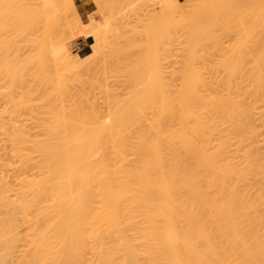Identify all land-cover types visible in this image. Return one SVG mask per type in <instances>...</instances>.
Masks as SVG:
<instances>
[{
    "label": "bare ground",
    "instance_id": "bare-ground-1",
    "mask_svg": "<svg viewBox=\"0 0 264 264\" xmlns=\"http://www.w3.org/2000/svg\"><path fill=\"white\" fill-rule=\"evenodd\" d=\"M18 1L13 3L14 0H11V4L10 0H0V77H3V74L4 77H7L0 78V87L2 88H0L2 90L0 93L5 94L6 92L8 96L9 91L10 93L18 91L22 95L15 99L13 97L17 95L9 93L8 99L5 96V100L7 99V103L10 105L8 108L2 105V108L11 111L9 115L18 114L16 119L15 116H11L15 122L6 116L8 115L5 112L7 110L4 109L5 111L0 112L3 113L1 115L5 114L4 116H6H0V118L10 119L9 123L0 119V129L2 130L0 132L4 134L0 135V264H264V56L262 54L264 49L258 46L259 48H255L257 55L250 57L245 54V52H249L248 49L237 51L235 48L226 49L225 52L216 53L214 56L210 55V52L205 54L202 36L209 33L205 32L207 29L209 31H213V29L210 30L209 25L208 28L201 29L202 32L199 34L198 30L200 29L196 27L198 21H194V19L198 18L199 20L200 15L197 17L198 14H196L197 18L191 20L194 24L191 25V21L189 24L192 30L193 27L197 28V32L195 30L191 31L192 33L189 32L188 38L184 40L186 35L184 37L182 35L186 30L184 29L185 32L182 31V34L177 32L179 24H181L180 21H177L181 18H177L182 11L175 9L178 0H175L177 1L176 5L174 0H166L167 5L165 6L163 3L164 6L163 4L161 6L165 10L160 8L157 12L159 15L156 14L157 16L153 17L154 19L158 18V20L155 19L156 23L152 17L150 18L152 24L149 23L148 26L152 28L144 29V31L143 29L139 30L138 36L141 32L143 35L147 32L150 39L147 38V35L145 37L140 34L144 37L140 36L141 41L145 42L148 39L149 42H141L142 45L140 44L141 46L138 45V47L136 43L139 44L140 41L133 42L131 40V42L126 36L125 32L127 31L121 32V35L120 31L115 35L112 34L117 29L113 30L116 25L111 27L115 22L113 23V18L110 16L112 19H109L112 23L108 18L105 21H110L112 25L109 27L104 25V29L102 28V30L106 29L102 33L104 35L96 33L95 30L94 33L99 38L101 37L99 35L105 38L109 33L112 35L111 37L126 36L125 38L121 37L123 44L125 39L129 43L125 42L124 45L122 44L123 46H120V50H117L121 54V58L118 54L116 55L118 57L109 56L111 55L109 50L111 51L113 47L110 46L107 56L111 61L107 59V62L111 65L114 59L124 57L122 61L126 60L127 63L132 64V66H130L131 64L128 66L126 62H122L121 70L123 69V74L126 72L127 75L124 77L127 78V81L129 78L133 79L136 76L133 74L136 72L138 80L134 78L132 89L128 85V91H133L134 96L131 92V95L127 93V98L130 95L128 100L132 96L128 103V100L122 99V101L121 98H118L121 102L118 101L117 97L111 102L109 97L108 110L105 111L107 114L104 112L106 119L103 120L104 109L99 112L100 108L95 105L97 109L90 111L94 106L90 104L91 108L88 109L89 104L85 105L88 98L85 99L84 96V98H80L81 101H84L82 102L83 106L82 103H78V105L75 103V106L73 103L71 110L69 104L66 105L69 109H66L65 103L61 104L62 97L60 99L59 96L52 95L56 98L50 100L52 96L50 95L49 98L46 93L44 97L42 95L41 98V95H38L40 98L36 99L41 102L45 96L48 98L43 99V102H46L45 106V103H37L43 112H46L42 114L39 106L36 105L37 110H35V104L32 107L33 104L29 103L31 101H27V99H34V95L32 94V97L28 95L36 90H43L42 85L44 86V84L47 85L46 89L44 88L45 92L49 91L48 86H52L50 90L57 87L54 90L59 89L58 92L68 91L65 88L68 85V80L71 82L73 76L78 77L77 80L80 82L81 78L79 80L78 73L81 67L77 65V61V63L73 61L74 59L66 58L60 49H47L50 46L46 45H50L48 43L51 42L46 40V37H51L49 36L51 34L50 27L57 26H51L53 22L48 25L49 22L46 21L50 19H48L50 16L47 17L48 20L45 18L48 11L54 8V4L53 7L49 6V3L46 4V0H37L36 4L35 0L34 4L38 7L36 8L30 4L29 0H26L25 5L23 1V6H27L26 8H21L19 4V9H16ZM93 1L95 2V0ZM98 1L101 4L102 0ZM120 1L117 0V2ZM62 2L63 0L60 2L61 5L57 2L60 10L66 9L70 5L69 1V5L68 3L63 5ZM114 2L118 7L123 6L113 0ZM19 3L22 4V2ZM96 3L99 4L97 1ZM113 3L110 5L114 8L117 7ZM73 5L75 7L73 3L71 9ZM226 5V10H224L229 12L227 9L230 7L228 4ZM44 6L52 8L47 11ZM58 6V10L56 8L55 11H59ZM104 6L109 7H105L106 10L110 9L109 4ZM200 6L197 10L198 13L202 11L201 8L203 9ZM99 7L97 8L99 9ZM177 7L181 8L180 5ZM13 9L22 15L17 17V13L11 14V11L15 12ZM19 10H23V12ZM85 10L87 9L81 8L83 16L88 12ZM205 10H203L204 15L207 13ZM177 11L179 13L176 15ZM211 12L213 11H209V14ZM72 14L71 12L70 15L72 16ZM81 14L74 15L78 18L76 26L72 27L75 23L72 20L74 23H69L72 29L68 27L73 30L72 32L76 29L75 27L80 30L88 28L86 26L91 27L92 24L86 25L83 22L90 19V15L87 13L88 16L86 14L83 17ZM210 15L208 16H214ZM12 16L16 17L17 21H23L19 22L20 25L24 24V27L21 26L22 28L19 29L20 32L25 29L24 31L28 33L26 34L24 31L23 35L21 33L22 41L27 42L28 48H32V44H34L35 49H29L28 53L25 51L26 54H30V57L24 55V51H22V54L28 59L21 57L19 48H16L20 51L18 54L17 51L14 52L16 49L13 51L15 46L9 42L11 37H7V28H9V32L12 28L10 22H16ZM59 18L61 20V17ZM69 18L68 22L73 16ZM243 18L241 17L240 20L244 21ZM44 19L49 29L43 23ZM90 20L93 21V19ZM200 20L203 21L201 18ZM213 20L215 19L210 20L211 23H214ZM53 21L55 22V20ZM15 22H12L13 27L19 24H15ZM63 22L66 21H61V23ZM78 22L80 25L77 24ZM120 22H125V20ZM38 23L41 26L37 25ZM67 23L60 25L56 22L59 24L58 27H65V29ZM107 23L105 22V24ZM125 23L127 25V22ZM246 23L244 21L245 26L241 25V28L244 29V34L240 35L241 38L244 35H251L249 31L245 30ZM187 24L188 21H186ZM199 24V27L203 25L200 21ZM126 25H123L125 29ZM5 26L7 27L5 28ZM42 26L47 27L48 30L45 37L43 36L46 32H41L43 36H40L39 39L36 34H33V28L38 27L41 31L44 30ZM146 26L144 28H148ZM18 28L17 25V30ZM191 28L189 27V29ZM241 28L240 30H242ZM247 29L249 28L247 27ZM17 30L13 32L14 38L12 37L11 41H15L17 38L18 35L15 37V33L20 35ZM57 30L62 29L59 27ZM152 30L153 34H151ZM39 35L41 34L39 33ZM213 35L215 38V34ZM2 37L5 41L9 39L8 42H5L4 39L2 41ZM211 37L213 38V36ZM211 37L208 36V39ZM246 37L243 38L246 39ZM104 38L102 37V40ZM212 38L209 40L210 42H213ZM213 40L216 41V39ZM19 41L18 44H20ZM178 41L184 45L181 46V49L183 48L182 50L185 52L184 56L181 55L180 58L177 56L179 54L176 57L175 54L173 55L174 51H178L179 45L176 47L177 50L173 49V45H176ZM238 42L247 43L245 40ZM15 43L17 46L16 41ZM106 45L107 43L105 47ZM131 47H133L132 51L128 52ZM141 47L144 54L140 50ZM121 48L123 50L126 48L128 55L130 53L131 56L132 53V57L129 58L127 52L124 55ZM138 48L139 50H137ZM22 49L24 50V47ZM112 49V51L116 50L115 47ZM11 50L15 54L13 57H11L14 55ZM47 50L49 53L53 51L54 55H51L52 53L49 55ZM114 52L112 54H115ZM18 55H21V60H25V63L21 64V66L23 65L20 67L21 69L18 67L16 70L17 65L14 61L17 58L20 59V57H16ZM45 56L48 59L53 56L51 59L55 62L51 65L48 64L51 67L50 71H52V65L56 67L52 73L44 65L49 62ZM134 56L138 58L136 57V59ZM10 57L16 58L13 61ZM103 57L105 60V56ZM33 62L36 64L33 65ZM140 63L141 67L136 68ZM18 64L20 65L19 62ZM173 64L175 67H180L175 68ZM32 65L41 67H39L40 70L37 69V76L33 75L36 69L31 67ZM83 65L85 66V64ZM83 65L81 64V66ZM126 65L129 68L124 71ZM44 66L48 68V71L44 70ZM118 66L120 67V65ZM75 67H77L76 70ZM130 67H133L132 70L135 68L134 70L138 69V71L131 70L133 73L131 74L128 70ZM59 68L63 70L62 73L59 72ZM102 68L98 69L102 71ZM105 69H103L104 72ZM101 71L100 73L103 74L104 72ZM20 72L22 78L19 75ZM70 73L74 75L71 76ZM119 73L123 75L121 72ZM32 75L36 79H31ZM128 75L129 77H126ZM27 76H31L29 80ZM65 76L67 77L66 82H64ZM38 77L41 79L36 83ZM6 79H8L7 83ZM19 79H21L20 85L23 83V86L17 82ZM22 79L24 80L22 81ZM135 80H137V84ZM28 81H31L32 84ZM25 82H28L30 86ZM87 82L84 86L87 85ZM1 83H5L8 87L5 84L1 86ZM26 84L30 89H27ZM36 84L41 85L42 89L36 88L38 86ZM17 85L21 89L23 88L22 91L26 88L24 92L29 91V94L17 90L20 88ZM79 85L76 86L77 89ZM11 86L12 88H10ZM5 87L10 90L6 89L4 92ZM32 87L34 91L30 92L33 90H31ZM85 89L83 88V91ZM105 92L106 94L108 92L106 96L108 98L110 90ZM3 94L0 97L4 98ZM112 94L110 95L112 96ZM58 98L59 102L55 103ZM70 99L73 98L70 97ZM62 100L65 102V98ZM23 103L27 104L22 107L25 111L21 108L16 114L17 110L13 106H21ZM62 105L65 108L60 107ZM26 106L31 116L37 111L36 119L42 118L43 122L39 123L41 120L37 123L33 122L36 120L31 119H35V115L32 118L26 115ZM85 106L89 112H86ZM83 107L85 110L82 109ZM12 108H15L14 113H12ZM30 109L32 112L34 110V113ZM146 110H149L148 114L150 113L149 120L145 118L146 115L149 118L148 114H145ZM40 113L42 116L38 118L37 115L39 116ZM19 114L26 118L21 119L23 122L17 121L22 117ZM46 117L51 119L47 120ZM101 118L103 119L101 120Z\"/></svg>",
    "mask_w": 264,
    "mask_h": 264
},
{
    "label": "rangeland",
    "instance_id": "rangeland-1",
    "mask_svg": "<svg viewBox=\"0 0 264 264\" xmlns=\"http://www.w3.org/2000/svg\"><path fill=\"white\" fill-rule=\"evenodd\" d=\"M13 1V0H12ZM17 1V0H16ZM15 0H14V2L13 3H15L16 2ZM23 1H24V5L26 4L25 2H26V0H19L17 3H16V6H17V8L16 9H19V7H18V5L20 4L21 6V8H26L27 6H23ZM34 1L35 0H29V2H30V4H32L33 5V7H36V8H38L35 4H34ZM62 0H57V2L59 3V5H61L60 4V2H61ZM68 1H69V3H70V5H69V3H68ZM96 1L99 3V1L98 0H95V2L93 1V0H73V2H72V0L70 1V0H63V5H64V3H68V5L69 6H67V5H65V6H67V8L66 7H64V8H66V9H63V5H62V9L63 10H65V11H63V10H60L61 8H60V6H58V3L56 2V0H46V4L47 3H49V6H52L53 7V4H54V8H52V7H50V8H52L51 10H50V8H49V6H48V8L46 7V6H44L46 9H47V11H48V9L51 11V13H49L50 11H48V13H47V16H46V20H48L49 18L51 19H49L48 21H46L45 19L43 20L44 22V24H46V22L48 23V25L49 24H51L52 22V25L51 26H53V25H55V26H57V27H55L54 28V26H53V28L52 27H50V31H51V34L49 35V33H48V35L49 36H51L50 38H47L46 37V40L48 39V41H51L50 43H48V44H50V45H46V46H50L49 48H47L48 50L50 49H60L62 52H63V55L66 57V58H70V59H74L73 61H77L78 62V64L77 65H79L80 67H81V69L78 67V69H80V70H82V71H80L79 70V73H78V75H80L79 76V80H80V78H81V80H80V82H78V80H77V78H76V76L74 77H72V79L71 78H68V79H71V82H70V80H68V85H67V87L65 88V90L66 89H68V91H60V92H58V90H54V89H56V88H54L53 90H50V88L52 87V86H48L47 87V89L49 88V91L48 90H46V92L44 91L46 88H45V86H47L46 84H44V86L42 85V87H44L43 88V90H36L34 93H31L30 95H28L29 97H32L31 95L33 94L34 96L33 97H35L34 99L32 98V100H33V102H32V100L31 99H27V101H31V102H29L30 103V105H31V103L33 104V105H31L32 107L34 106V104H35V110H37L36 108V105H37V103H45L44 104V106L46 105V102L44 101L43 102V99H48V98H46V96L47 97H51L52 95H55L56 97L57 96H59V98L61 99V97H62V99H64L65 98V102L61 99V104H63V103H65V106L67 105V104H69V108H71V110H72V106H71V104H73L74 106H75V103H77V105H78V103H82V102H84V101H81V99L80 98H82L83 96L85 97V99L86 98H88V99H86V101H85V105L86 104H92L93 106H94V108H92L90 111H92L93 109H97V108H95V105L97 106V107H99L98 109H99V112H100V110L101 111H103V109H104V111H103V115H102V117L104 118V112L106 111V110H108L107 108H108V99H109V97H110V101L111 100H115L114 98H116L117 97V99L119 98H121V100L122 99H125L124 101H127L128 100V98L130 97V95H131V93H133V91H128V89H129V87H128V85L129 86H131V89L133 88V86H134V83H133V81H134V78L135 79H137L138 80V78L136 77L137 76V74H136V70L138 71V69H136V70H134V74L132 73V68L130 67V69H128L130 72H131V74H133L134 76V78L133 79H131V78H129L128 79V81H127V78H125L124 77V75H127V74H125L126 72H124V74H123V69L121 70V65L123 64L122 62H126V60H124V61H122V59L124 58H122V59H119V58H116V59H114V61L112 62L113 64H109V62H107V59H108V61H111V60H109V57L107 56L108 54H107V52H108V49H109V47L111 46H113L112 48H114L115 47V49L116 50H114V51H117L119 48H120V46L123 44V40H122V38L121 37H126V36H128L127 38H129L130 39V41L132 40L133 42H139L140 41V43L138 44V43H136L137 44V47H138V45H142V43L141 42H143V43H145V42H147L148 41V39L147 38H149L150 39V37H149V34L147 33V32H145V35H143L142 34V32L140 33V34H142V36H145L146 37V35H147V41L145 40V42H144V40L143 41H141V35L139 34V36H138V32H139V30H141L142 31V29H143V31H144V29H147V30H150L151 28H149V26H148V24L149 23H151V21H150V18L152 17H155V15L157 14V12H159V10H160V8H161V6H162V4L163 3H165V6L167 5L166 3H168V2H165L166 0H164V2H163V0H121L122 1V3H121V1L120 2H117V0H115L117 3H119V4H121V5H123V6H117V4L114 2L113 3V0H110L108 3L106 2V1H108V0H102V1H105V2H102L101 1V4L99 5H97V3H96ZM214 1H216L215 3H214ZM178 0V3H177V5H176V2L177 1H175L174 0V2H175V5H176V8L175 9H177V10H179L180 11V9L182 10V11H180V13H179V11H177V13H175L176 15L179 13L180 14V16H178V18L177 19H179V18H181V19H179V20H177L178 22L180 21V23L181 24H183V25H181V24H179L180 25V27H179V29H178V31L177 32H180V34H182L181 32L182 31H184L185 32V30H186V32L182 35L183 37H184V35H186L183 39L185 40V39H187L188 38V35L187 34H190V33H192L194 30H195V32H197V28L195 29V27H193V30H192V28H191V25H193L194 23H192L193 21H191V20H193V18H197V17H199V15H200V17H199V20H198V18H197V20H195L194 19V21H198V23L196 22V24H197V26L196 27H198V29H200V30H198L199 31V34H200V32H202L201 31V29H203L204 30V27L205 28H208V26H209V28H210V30H212L213 29V31H209L208 29L205 31V32H209L208 34L206 33V35H208L209 37H211V36H213V38H212V41L213 42H210L209 40H211V38H209L208 39V36H206V35H203L202 37V41H204L203 42V46H204V49L206 50V53L205 54H209V52H210V55H213L214 56V54H216V53H223V52H225V50L226 49H232V48H235V50L237 49V51L239 50V51H242L243 49H248L249 50V52H245V54H246V56H248V57H250V56H254V55H257V53H255V48H259L258 46H261L263 49H264V0H261V1H259V0H222V2H220L219 3V1H221V0H218V2H217V0ZM10 2H11V0H10ZM19 2H22V4L21 3H19ZM39 2V1H38ZM162 2V3H161ZM206 2V3H205ZM75 4V7H74V5H73V8L75 9H71V6H72V4ZM96 3V4H95ZM111 3H113V5L115 4V6H117V7H113V6H111L110 4ZM203 3V4H202ZM219 3V4H218ZM11 4H12V2H11ZM36 4H37V0H36ZM39 4V3H38ZM57 4V5H56ZM109 4V6H110V9H112V10H110V9H108L109 7L108 6H104V5H108ZM181 6V8L180 7H177V6H179V5ZM183 4V5H182ZM200 6H202L203 7V9L201 8L200 10H202L201 12H199L198 13V5ZM205 4V6H203ZM215 4V5H214ZM226 4H228V6L230 7V9L228 8L227 10L229 11V12H226L225 10V8L227 7V5ZM13 5H15V4H13ZM48 5V4H47ZM85 5H88V6H85ZM174 5V6H175ZM12 6V5H11ZM41 6V5H40ZM57 6L59 7V11H55V9L57 8ZM98 6H102L103 8H100L99 7V9L97 8ZM160 6V7H159ZM163 6H164V4H163ZM182 6H183V8H182ZM200 6V7H201ZM225 6V7H224ZM14 7V6H13ZM43 7V6H42ZM105 7H108L107 8V10L105 9ZM219 7V8H218ZM81 8L83 9H87V10H85V12L86 11H88V12H86V14L88 13L89 15H90V19H93V21H91L90 19H87V21H83V22H85V24L86 25H91V27L90 26H86V27H88V28H84V29H79L78 27H75L76 29L78 28V30H76V29H74V32H72L73 30H70L69 29V27L72 29V27H74V26H76V22L78 21L77 19V16H75L74 17V15H76V14H81ZM117 8V9H116ZM120 8H121V10H120ZM123 8V9H122ZM208 9V11H207V9ZM214 8H215V10H214ZM217 8V9H216ZM68 9V10H67ZM97 9V10H96ZM102 9V10H101ZM115 9V10H114ZM162 9V8H161ZM206 9V10H205ZM222 9V10H221ZM225 9V10H224ZM232 9H233V11H232ZM235 9V10H234ZM14 10V9H13ZM56 10H58V8L56 9ZM74 10V11H73ZM109 10V11H108ZM114 10V12L116 11V13H114V12H111V11H113ZM158 10V11H157ZM162 10H165V8H163ZM196 10V11H195ZM203 10H205V12H207V13H205V15L203 14L204 13V11ZM236 10H237V12H236ZM15 12H12L11 11V14H15V13H17L16 15H17V17L19 16V15H22L21 13L19 14V12H17V10H14ZM20 12L22 11L23 12V10H19ZM53 11H55V12H53ZM63 11V12H62ZM73 13L72 14V16H73V18L72 19H70L72 16L70 15L71 14V12ZM84 11V10H83ZM184 11V12H183ZM209 11H213V12H211L210 14H213L214 16L213 17H209L208 15H210L209 14ZM223 11V12H222ZM232 11V12H231ZM235 11V12H234ZM61 12V14H59ZM77 12V13H76ZM109 12V13H108ZM197 12V13H196ZM224 12H226L227 13V15H226V13H224ZM234 12V13H233ZM258 12H260V13H258ZM263 14H262V13ZM54 13V14H53ZM57 13V14H56ZM66 13H70V14H65ZM76 13V14H75ZM110 13H111V15H110ZM185 13V14H184ZM194 13V14H193ZM201 13V14H200ZM217 13V14H216ZM232 13V14H231ZM64 14V15H63ZM84 14V13H83ZM86 14H84V16L86 15ZM88 14H87V16H88ZM185 15V17H183L184 15ZM188 16H187V15ZM196 14H198V16L196 15ZM203 14V15H202ZM216 14V15H215ZM225 14V15H224ZM229 14V15H228ZM231 14V15H230ZM234 14V15H233ZM236 14H238L239 16H237ZM16 15H14V16H16ZM57 15V16H56ZM61 15V16H60ZM82 15V14H81ZM80 15V17H82ZM114 15H115V17L117 18H115L114 17ZM154 15V16H153ZM157 15H159V14H157ZM156 15V16H157ZM182 15V16H181ZM195 15L197 16V17H195ZM202 15V16H201ZM223 15V16H222ZM14 16H12L13 18H15V20H16V17H14ZM48 16H50V17H48ZM69 16H71L70 18H69ZM83 16V17H84ZM86 16V17H87ZM110 16H112V18H113V23H114V25L113 26H111L112 24V21H111V17ZM188 18H187V17ZM190 16V17H189ZM210 16H212V15H210ZM225 16V17H224ZM227 16V17H226ZM233 16V17H232ZM260 16H262V17H260ZM10 17H11V15H10ZM47 17H48V19H47ZM57 17V18H56ZM59 17H61V20H60V18ZM64 17V18H63ZM79 17V16H78ZM85 17V18H86ZM122 17H123V19L125 20V22H127V25H126V23L125 22H120V21H124L123 19H122ZM177 17V16H176ZM191 17H192V19H191ZM205 17H206V19H205ZM208 17V18H207ZM219 17V18H218ZM243 18V17H246V18H243V20L245 21V23L246 22H248L249 24H247L246 23V26L249 28V29H247V27L245 28V30L246 31H249V33H251V35L249 34V35H244L245 37H246V39L245 38H241L240 37V35L242 36V33L244 34V29L243 28H241L242 26V24L244 25V21H241L240 20V18ZM251 19H250V18ZM20 18V17H19ZM68 18L70 19V21L68 22ZM75 18V19H74ZM85 18H83V19H85ZM87 18H89V17H87ZM107 18H108V20H110L111 21V23H110V21L108 22V21H105V20H107ZM109 18H111V19H109ZM126 18V19H125ZM184 18V19H183ZM200 18L204 21V19H205V21L203 22V21H201L200 20ZM217 18V19H216ZM225 18V19H224ZM239 18V19H238ZM55 20V22L53 21V20ZM74 19V20H73ZM154 19V18H153ZM152 19V20H153ZM155 19H157L158 20V18H155ZM154 19V20H155ZM212 19H215V20H217V21H215V20H213L212 22H214V23H211V21L210 20H212ZM219 19V20H218ZM223 19V20H222ZM237 19H238V22L240 23V22H243V23H238L237 22ZM260 19V20H259ZM58 20V21H57ZM74 21V22H72V21ZM77 20V21H76ZM80 20V19H79ZM126 20H128V21H126ZM157 20H155V23H156V21ZM188 21V24L186 25V21ZM248 20H250V21H248ZM253 20V21H252ZM12 21V20H11ZM22 21V20H21ZM20 20H16V22L15 21H12L13 23L15 22V24L16 23H19V22H21ZM46 21V22H45ZM60 21V22H59ZM61 21H66L65 23H67L66 25V29H65V27L63 28V27H61V26H59L60 27V29H62V30H57V29H59V27H58V25L59 24H56V22H58V23H60V25L61 24H63V23H61ZM81 21H82V18H81ZM81 21H79V22H81ZM116 21H118L117 23H116ZM150 21V22H149ZM189 21H191V23L189 22ZM199 21L201 22V24H203V25H201L200 27H202V28H200L198 25H200L199 24ZM221 21V22H220ZM251 21L253 22V24L251 23ZM259 21V22H258ZM12 22H10L11 24V27L13 28V29H15V30H17V25H18V30H17V33H18V31L20 32V30L19 29H21L22 27L21 26H23L24 27V24L23 23H21V25H20V23L19 24H16V27H13V25H12ZM23 22V21H22ZM79 22L77 23L78 25H80L79 24ZM94 24H93V23ZM105 22L108 24H105ZM153 22V21H152ZM223 22V23H222ZM43 23H42V25H43ZM64 23V24H65ZM69 23H74L73 25H72V27L70 26V24ZM119 23H121V24H119ZM129 23V24H128ZM141 23V24H140ZM191 25H190V24ZM205 23H206V25H205ZM210 23V24H209ZM252 24V26H251V24ZM261 23V24H260ZM263 23V24H262ZM15 24H14V26H15ZM63 24V25H64ZM110 24V25H109ZM118 24H119V26H118ZM143 24V25H142ZM144 24H146L145 26L146 27H148V28H144L145 26H144ZM152 24V23H151ZM150 24V25H151ZM153 24H154V22H153ZM195 24V25H196ZM258 24V25H257ZM7 25V24H6ZM9 25V24H8ZM37 25H40L39 23L37 24ZM82 25V24H81ZM104 25H106L107 27H109V26H111L112 28L116 25V27L115 28H113V30L115 29V31H116V29H117V31L116 32H114L113 30V32H112V34L113 35H115V33H117L118 31H120V35H121V32L122 33H124V31H127V32H125L127 35L126 36H121V37H119L120 35H117V36H113V37H111L112 35H109L110 33H109V31H107L109 34L107 35V32H106V35L107 36H105V38H104V36H102V35H104V34H102L103 32H105L106 31V29L105 30H102V28L104 29ZM126 25V29L124 28V26ZM141 25V26H140ZM156 25V24H155ZM155 25H153V26H155ZM205 25V26H204ZM214 25V26H213ZM224 25V26H223ZM239 25V26H238ZM41 26V25H40ZM40 26H38V27H40ZM45 26H47V24L45 25ZM69 26V27H68ZM83 26V25H82ZM105 26V27H106ZM152 26V25H151ZM182 26V27H181ZM213 26V27H212ZM216 26V27H215ZM245 26V25H244ZM255 28H254V27ZM7 26H5V28H6ZM9 27V26H8ZM37 27V28H38ZM42 27H44V26H42ZM48 27V29H49V26H47ZM47 27L45 28L44 27V30L42 29L41 31H39V28L37 29V28H33V30H34V32H33V30H32V32H33V34L35 35H37L38 36V38L40 37V36H43L42 35V33L41 32H46V33H44L45 35L43 36V37H45L46 36V34H47ZM80 27V26H79ZM92 27H94V29H92ZM110 27V28H111ZM120 29H119V28ZM143 27V28H142ZM189 27L191 28V29H189ZM212 27V28H211ZM214 27H215V29H214ZM228 27V28H227ZM237 27V28H236ZM242 29V30H240V28ZM5 28H3V29H5ZM11 28V29H12ZM83 28V27H82ZM92 29V30H90V29ZM109 28V29H110ZM181 28H183V30H181ZM188 28V29H187ZM224 28H227V29H224ZM239 28V29H238ZM252 28V29H251ZM10 29V31L12 32V30ZM36 29V30H35ZM56 29V30H55ZM67 29H69L68 31H67ZM123 29V30H122ZM185 29V30H184ZM220 29V30H219ZM6 30V29H5ZM9 30V28H7V33H8V38H10V40H9V42L11 43H13V44H11V45H14V46H11V47H14L13 48V51L17 48H19V50L21 51H18L17 49L14 51L15 53H16V51H17V54H18V52H20V54L22 55H20L23 59H25L26 57L24 56L26 53H25V51L28 53L30 50L29 49H32V48H34L35 49V47H33L34 46V44H32L33 46H32V48H28V44H27V42L25 41V42H23L22 41V35L24 34L23 33V31L25 30V29H23V31L22 32H20V35H19V33L18 34H16L15 33V37H16V35H18L17 36V38H15V41L17 42V44H18V41L19 40H21V41H19L20 42V44H18L17 46H16V43H15V41L13 42V41H11L12 40V37L14 38V31L12 32L13 33V35H12V33L11 32H9L8 31ZM30 31H31V29H29ZM94 30H95V32L97 33H101L102 35H99V36H101L100 38L99 37H97L98 35L96 34L95 35V33H94ZM153 30H154V28H153ZM153 30L151 31V34H153L152 32H153ZM215 30V31H214ZM250 30H252V31H250ZM37 31V32H36ZM53 31H55V32H53ZM66 31V32H65ZM146 31V30H145ZM192 31V32H191ZM5 32V31H4ZM4 32H2V34L4 35ZM25 32V31H24ZM27 32V31H26ZM25 32V33H26ZM31 32V33H32ZM41 34V35H39V33ZM72 32V33H71ZM148 32H150V31H148ZM190 32V33H189ZM215 34V38H214V35L212 34ZM21 33H22V35H21ZM53 33V34H52ZM144 33V32H143ZM241 33V34H240ZM248 33V32H247ZM247 33H245V34H247ZM263 33V34H262ZM6 34V33H5ZM11 36H10V35ZM26 34H28V33H26ZM212 34V35H211ZM30 35V34H29ZM32 35V34H31ZM33 35V36H34ZM123 35V34H122ZM254 35V36H253ZM5 36V35H4ZM3 36V37H4ZM36 36V37H37ZM141 36V37H140ZM153 36V35H152ZM151 36V37H152ZM181 36V37H182ZM1 38V40L2 39H4V38ZM6 37V36H5ZM18 37H19V39H18ZM21 37V38H20ZM27 37V36H26ZM35 37V38H36ZM42 37V38H43ZM102 37L104 38V40H102ZM180 37V38H181ZM205 37V38H204ZM142 38H144V37H142ZM17 39V40H16ZM24 39V38H23ZM29 40V38H26V40ZM40 39V38H39ZM140 39V40H139ZM182 39V38H181ZM183 39H182V41H183ZM204 39V40H203ZM213 39H216V41L215 40H213ZM241 39H243V40H241ZM8 40L6 39V41L8 42ZM45 39H44V41H46ZM128 40V39H127ZM138 40V41H137ZM241 41V42H243L244 40L247 42V43H240V42H238V41ZM3 41V40H2ZM4 41H5V39H4ZM5 41V42H6ZM43 41V42H44ZM131 41V42H132ZM4 42V43H5ZM39 42H40V40H39ZM125 42H127V43H129V41H126V39H125ZM125 42H124V44H125ZM131 42H130V44H131ZM149 42V41H148ZM249 42V43H248ZM263 43V44H261V43ZM27 45H25V44ZM46 43H47V41H46ZM52 43V44H51ZM107 43V45H106V47H105V44ZM181 43H183V42H181ZM205 43V44H204ZM123 44V45H124ZM217 44V46H214V45H216ZM240 44V45H239ZM6 45H8L7 43H6ZM19 45H22L23 47H24V50L22 49L23 47L22 46H19ZM31 45V44H30ZM30 45H29V47H30ZM51 45H52V47H51ZM109 45V46H108ZM122 45V46H123ZM129 45V44H128ZM133 45V44H132ZM132 45H130V46H132ZM140 45V46H141ZM177 45H179L178 47V51H174V53H173V55L175 54V57H176V55L177 54H179V55H177L179 58L180 57H182L181 55H183L184 56V53L185 52H183V48L181 49V46L183 47L184 45H182V44H180V41H178V43L175 45H173V49L175 48V50H177L176 49V47H177ZM241 45H242V47H241ZM5 46V45H4ZM9 46V45H8ZM19 46V47H18ZM127 46V45H126ZM130 46H128V47H130ZM134 46H136L135 44H134ZM133 46V47H134ZM175 46V47H174ZM7 47V46H6ZM22 47V48H21ZM26 47V48H25ZM110 47V48H111ZM133 47H131V48H129V49H131L130 51H128V52H131L132 51V48ZM136 47V48H137ZM143 47V46H142ZM142 47H141V49L140 50H142V52H143V49H142ZM9 48H10V46H9ZM22 50H21V49ZM28 48V49H27ZM46 48H45V50H46ZM111 48V51L109 50V53H111V55H109V56H112V55H115V56H113V57H120L121 58V54L120 53H118V51L117 52H114V51H112L113 49ZM123 48V47H122ZM121 48V49H122ZM8 49V48H7ZM12 49V48H11ZM33 49V50H34ZM75 49V50H74ZM134 49H135V47H134ZM47 50V51H48ZM120 50V49H119ZM123 50V49H122ZM121 50V51H122ZM125 50V51H124ZM123 50V54L125 55V52H127L126 51V48ZM127 50H128V48H127ZM137 50H139V48L137 49ZM217 50H218V52H217ZM12 51V50H11ZM11 51H9V52H11ZM13 51L11 52L12 54H14L13 53ZM22 51H24V55L22 54ZM34 51H36V50H34ZM33 51V52H34ZM120 51V52H121ZM219 51H221V52H219ZM31 52H32V50H31ZM30 52V53H31ZM53 52V51H52ZM51 51H50V53H49V51L47 52V53H49V55L52 53ZM115 53V54H112V53ZM128 52L126 53L127 54V56H129V58L130 57H132V53H131V56H130V53H129V55H128ZM133 52H134V50H133ZM138 52V51H137ZM142 52H140V53H142ZM177 52V53H176ZM208 52V53H207ZM212 52V53H211ZM37 53V52H36ZM46 53V52H45ZM135 53H136V51H135ZM106 54V55H105ZM118 54V56H116ZM120 54V55H119ZM142 54H144V52L142 53ZM146 54V53H145ZM263 54V56H264V52L262 53ZM261 54V55H262ZM11 55V54H10ZM28 54H26V56H27ZM30 55V54H29ZM28 55V56H29ZM33 55V54H32ZM51 55H54L53 53L51 54ZM124 55H122V56H124ZM133 55H134V53H133ZM141 54H139V57H141L140 56ZM13 56H15V54L14 55H12L11 57H13ZM19 55L18 56H16V57H20ZM48 56V55H47ZM103 56H105V58H106V56H107V58L104 60V57H103V59H102V57ZM137 56H138V54H137ZM136 56V57H137ZM144 55H142V57H143ZM10 57V59H12ZM15 57V58H16ZM21 57H20V59L19 58H17V60L19 59V61H17V60H15L14 61V59H12L14 62H16L15 63V65H17L16 66V70H18V67L20 68V67H22L21 66V64H24L25 63V60L23 61V60H21ZM30 57V56H29ZM32 57V56H31ZM46 57V56H45ZM113 57H111V58H113ZM135 57V56H134ZM135 57V58H136ZM144 57H146V56H144ZM8 58H9V56H8ZM47 58V57H46ZM46 58H44V60H47ZM51 58H53V56L52 57H49V62H48V60H47V62L45 61V63H47V65L46 64H44L45 66H47L48 68H49V71H50V66H48V64H52V63H54L53 62V60L51 59ZM101 58V59H100ZM138 58V57H137ZM136 58V59H137ZM26 59H28V58H26ZM132 59V58H131ZM146 59H147V57H146ZM146 59H144V60H146ZM101 60V61H100ZM104 60V61H103ZM113 60V59H112ZM10 61V60H9ZM21 61V62H20ZM27 61V60H26ZM81 61V62H80ZM135 61V60H134ZM18 62L20 63V65L18 64ZM76 62V63H77ZM97 62H100L101 64H98ZM103 62V63H102ZM129 62V61H128ZM130 62H133V61H130ZM137 62V64H138V60L136 61ZM97 63V64H96ZM127 63V62H126ZM14 64V63H13ZM32 64V61L30 62V65ZM35 64H36V62H35ZM34 64V62H33V65H35ZM37 64H38V62H37ZM81 64L83 65V64H85V66L87 67V69L89 70H87V69H85L86 67L83 65V66H81ZM94 64V65H93ZM128 64V66H129V64H131V63H127ZM175 64V63H174ZM173 64V66L175 67V65L177 64H175L174 65ZM14 65V66H15ZM19 65V66H18ZM28 66H29V64H27ZM33 65L31 66V67H33ZM76 65V66H77ZM89 65V66H88ZM97 65V67H94V66H96ZM118 65H120V67L118 66ZM134 65H135V63H134ZM181 65V64H180ZM27 66V67H28ZM44 66V67H45ZM100 66V67H99ZM104 67V68H102V67ZM127 66V65H126ZM125 66V67H126ZM124 67V71L127 69V68H129V67ZM130 66H132V64L130 65ZM137 66V65H136ZM135 66V67H136ZM171 66H172V64H171ZM171 66H170V68H171ZM39 67H40V65L38 66H36V67H33L34 69H36L35 71V73H33V75L35 74V76H37V69H39ZM43 67V68H44ZM47 67H45L44 68V70H47L48 68ZM59 67V66H58ZM91 67V68H90ZM107 67V68H106ZM120 69H119V68ZM139 67H141V63H140V65H138V67H136V68H139ZM173 67V68H174ZM178 68L180 67V66H177ZM177 67H175V68H177ZM25 68H26V66H25ZM29 68V67H28ZM41 68V67H40ZM55 65H52V71H53V69H54V71H55ZM76 68L77 67H75V70H76ZM98 68H102V71H103V69H105V72L103 73L102 71H101V69H98ZM15 69V68H14ZM21 69V68H20ZM32 69V68H31ZM34 69H32L33 71H34ZM60 69V68H59ZM77 69V70H78ZM91 69V70H90ZM93 69V70H92ZM141 69V68H140ZM15 70V71H16ZM25 70V69H24ZM29 70V69H28ZM32 70H30L31 71V73H32ZM40 70V69H39ZM38 70V71H39ZM57 70V69H56ZM120 70V71H119ZM132 70V71H131ZM168 70V69H167ZM245 70H249V69H245ZM23 71V70H22ZM48 71V70H47ZM52 71H50V73H52ZM62 71L63 70H59V72H61L62 73ZM87 72V73H83V72ZM100 71L103 73V74H101L100 73ZM127 71V70H126ZM19 72V71H18ZM25 72H26V70H25ZM24 72V73H25ZM29 72V71H28ZM27 72V73H28ZM40 72V71H39ZM66 72V71H65ZM64 72V73H65ZM75 72V71H74ZM78 72V71H77ZM80 72H82V73H80ZM119 72H121V74H123V75H120V73ZM17 73V72H16ZM27 73H25V74H27ZM54 73V72H53ZM56 73V72H55ZM54 73V74H55ZM67 73V72H66ZM76 73V72H75ZM18 74V73H17ZM71 74V73H70ZM101 74V75H100ZM20 76H21V72H20V74H19ZM30 75V74H29ZM33 75H32V78L31 79H36V77H33ZM66 75H68L69 76V74H66ZM72 75H74V74H71V76ZM76 75H77V73H76ZM82 75H84V76H82ZM129 75H130V73H129ZM129 75L128 76H126V77H129ZM6 76H8V75H6ZM24 76V75H23ZM55 76V75H54ZM63 76V75H62ZM70 76V77H71ZM132 76V75H131ZM130 76V77H131ZM3 77H4V74H3ZM0 77L1 79H5V78H7V77ZM26 77V76H25ZM25 77H23L24 79H25ZM30 77L31 76H27V78H28V80L30 79ZM66 77V76H65ZM65 77H63V78H65ZM84 77V78H83ZM12 78V77H11ZM17 78V77H16ZM19 78V77H18ZM21 78H22V76H21ZM74 78V79H73ZM82 78L85 80L86 79V81L84 82V80H83V82H82ZM89 78V79H88ZM8 79H9V77H8ZM8 79H6V83H7V81H8ZM24 79H22V81L24 80ZM39 79H41V78H39L38 77V79H37V81H36V83L37 82H39L38 80ZM76 79V80H75ZM130 79H131V81H130ZM12 80V79H11ZM16 80V79H15ZM21 79H19V81L17 80V82L19 83V85H20V81ZM27 80V79H26ZM65 81L64 82H66L67 81V77H66V79H64ZM73 80H74V83H73ZM87 80H88V82H87ZM137 80H135V82H136V84H137ZM1 81V80H0ZM33 81H35V80H33ZM2 82H3V80H2ZM10 82V81H9ZM9 82H8V85H9ZM12 82V81H11ZM16 82V83H17ZM29 82V81H28ZM28 82H25V83H28ZM31 82V81H30ZM29 82V83H30ZM42 82V81H41ZM78 83V85H79V83H80V85H79V88H81V89H77L76 88V86L78 87V85H76L77 83ZM86 82H87V87L86 86H84L85 84H86ZM90 82V83H89ZM17 83V84H18ZM28 83V84H29ZM34 83V82H33ZM73 83V84H72ZM82 83V84H81ZM2 84H5V83H1V86H2ZM11 84V83H10ZM23 84V83H22ZM21 84V85H22ZM31 84H32V82H31ZM67 84V83H66ZM131 84V85H130ZM135 84V85H136ZM6 85V84H5ZM12 85V84H11ZM19 85H17V86H19ZM20 85V86H21ZM36 85H38V84H36ZM41 85L38 87V86H36V88H40L41 87ZM69 85H71V86H69ZM76 85V86H75ZM127 85V86H126ZM4 86V85H3ZM7 86V85H6ZM19 86V87H20ZM23 86V85H22ZM29 86H30V84H29ZM33 86H35V85H33ZM71 87V88H69V87ZM80 86H82V87H80ZM8 87V86H7ZM19 87H16V88H19ZM26 87H27V89H30V88H28V85L26 84ZM63 87H64V85H63ZM62 87V88H63ZM128 87V88H127ZM1 88V87H0ZM4 88V87H3ZM10 88H12V86L10 87ZM10 88L8 89V88H6L5 87V89H3V91L5 92L6 91V89L7 90H10ZM16 88H14V89H16ZM35 88V89H36ZM62 88H60V89H62ZM75 88V89H74ZM83 88L85 89L84 91H83ZM107 88V89H106ZM2 89V88H1ZM23 89V88H22ZM22 89H21V87L19 88V89H17V90H21L22 91ZM33 89V87L31 88V90ZM40 89H42V88H40ZM52 89V88H51ZM110 90V92L111 93H113L112 94V96L110 95L111 93L109 92V96H108V98L106 97L107 96V94H108V92H107V94H106V90ZM13 90V89H12ZM24 90H26V88H24ZM24 90L22 91V92H24ZM105 90V91H104ZM1 92H2V90H0ZM34 91V89L32 90V91H30V92H33ZM48 91V92H47ZM14 92V91H13ZM29 91H27V93H28ZM131 92V93H130ZM9 93H10V91L8 92V96H9ZM15 93V92H14ZM14 93H12V91H11V93L10 94H13L14 95ZM21 93V92H20ZM20 93L17 91L16 93H15V95H17V96H12L13 98H18L19 97V95H20ZM25 93V92H24ZM27 93H25V94H27ZM47 93V95L45 96V98H43V99H41V102H40V100H36L37 98H42V95H43V97H44V95ZM130 94L129 95V97L127 98V96H128V94ZM3 94V93H2ZM1 93H0V96L2 95ZM5 94H6V92H5ZM5 94H3L4 95V98L3 97H0V105H1V109H0V112H3V111H5V110H9V109H5V108H8V106L10 105H8V103H7V99H8V96H7V94L5 95ZM29 94V93H28ZM38 95H41L40 97L38 96ZM51 95V96H50ZM115 95V97H113ZM5 96L7 97V99L5 100ZM11 96V95H10ZM20 96H22V95H20ZM25 96V95H24ZM28 96H26L27 98H28ZM37 96V97H36ZM54 96V97H55ZM132 96H134V93L132 94ZM132 96H131V98H132ZM53 97V96H52ZM51 97V98H52ZM54 97H53V99H51L50 98V100H54ZM55 97V98H56ZM70 97L71 98H73V99H70ZM83 97V98H84ZM10 98V97H9ZM15 98V99H16ZM59 98H58V101H53V102H55V103H58L59 102ZM127 98V99H126ZM131 98H130V100H131ZM21 100H22V98H20ZM70 99V100H69ZM118 99V101H120ZM9 100H11V101H13L12 99H9ZM9 100H8V102H9ZM19 100V99H18ZM50 100H48V101H50ZM130 100H128L127 101V103L130 101ZM10 101V103H13V104H15L14 102H11ZM25 101H26V98H25ZM123 101V100H122ZM52 102V101H51ZM51 102H50V104H51ZM112 102V101H111ZM121 102V101H120ZM17 103V102H16ZM22 103V102H21ZM26 103V102H25ZM25 103H23L21 106H20V108H19V106H13V107H15L16 108V110H17V112H15L16 114L19 112L18 111V109H21L23 106H25V105H27V104H25ZM28 103V102H27ZM29 103H28V105H29ZM59 103V104H60ZM110 103V102H109ZM49 104V105H50ZM83 104L84 103H82V106H83ZM111 104V103H110ZM2 105L3 106H6L5 108L3 107L2 108ZM16 105V104H15ZM17 105H18V103H17ZM56 105V104H55ZM58 105V104H57ZM76 105V106H77ZM88 105V107L87 106H85V109H86V112H89V111H87V108L88 109H90L91 108V105L89 106ZM11 106V107H12ZM37 106H39V105H37ZM106 106V107H105ZM31 107V109H34V108H32ZM41 107H43V106H41ZM47 107H48V103H47ZM58 107H59V105H58ZM60 107H64V105H62V106H60ZM67 107V106H66ZM79 107V106H78ZM87 107V108H86ZM15 108H12V110H13V112L12 113H14V110H15ZM26 108V111H27V113L25 112V114L26 115H29V117L30 118H32V116L34 117V115L35 114H37V111H36V113H34V110H33V112L31 111V109H30V111L32 112V113H34V115H30L29 113H28V110L29 109H27V106L25 107ZM65 108V107H64ZM68 107L66 108V109H69ZM74 108V107H73ZM77 108V107H76ZM75 108V109H76ZM81 108V107H80ZM106 108V109H105ZM5 109V110H4ZM39 109L40 110H42V112H43V109H41L40 108V106H39ZM44 109H46V108H44ZM83 110H85L84 109V107L82 108ZM21 110H24L23 108L21 109ZM5 111L6 112V114L8 113V115H6L7 117L9 116L11 119H12V115L13 114H11V115H9L10 114V112L8 111ZM25 111V110H24ZM29 111V112H30ZM46 111V110H45ZM98 111V110H97ZM21 112V111H20ZM23 112V111H22ZM38 112H39V110H38ZM107 112V111H106ZM105 112V114H107ZM148 112H149V110H146V112H145V114L147 113L148 114ZM31 113V114H32ZM46 112H43L42 114H45ZM102 113V112H101ZM1 114H3V113H0V116H4V115H1ZM22 115L24 114V113H21ZM39 114V113H38ZM150 114V113H149ZM148 114V117L150 116ZM18 115V114H17ZM17 115H13V116H15V119H16V116ZM20 115V114H19ZM22 115H20V116H22ZM25 115V116H26ZM46 115H49V114H46ZM6 116H4V117H6ZM19 116V117H20ZM40 116H42L41 115V113H40V115L38 116L37 115V117L38 118H40ZM4 117H1L2 118V120L3 121H5V122H7V123H9L10 122V119H8V118H6L7 119V121H6V119L4 120L3 118ZM27 117V116H26ZM28 117V118H29ZM100 117V116H99ZM0 118V119H1ZM14 118V117H13ZM17 118H18V116H17ZM23 118H25V117H20V119L18 120L17 119V121H21V119H23ZM30 118H29V121H30ZM44 118H45V116H44ZM49 118V117H48ZM47 117H46V119L47 120H49V119H51V118H49L48 119ZM103 118H101V120L103 119ZM108 118V117H107ZM146 119H150V117L149 118H147V115H146V117H145ZM26 119V118H25ZM24 119V122L26 121ZM46 119H44V121H47ZM99 119V118H98ZM106 119V116H105V118L103 119V120H105ZM13 120V119H12ZM11 120V121H12ZM31 120H36V121H33V122H35V123H37V121H39V120H41V121H39V123H41V122H43L42 120V118H40V119H36V115H35V119H31ZM14 122H15V120H13ZM12 121V122H13ZM28 121V120H27ZM29 121L27 122V123H29ZM19 122H16L17 124H19ZM21 122H23V120L21 121ZM31 122V121H30ZM32 123V122H31ZM34 123V124H35ZM0 131H2L1 129H0ZM35 131V130H34ZM32 133H34L33 131H32ZM37 133H39V134H41L40 132H37ZM2 134H3V132H2ZM1 134V132H0V135H2ZM36 134V133H35ZM4 135V134H3Z\"/></svg>",
    "mask_w": 264,
    "mask_h": 264
}]
</instances>
